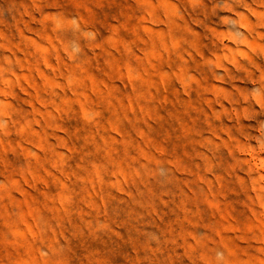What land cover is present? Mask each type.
<instances>
[{
    "label": "clouds",
    "instance_id": "obj_1",
    "mask_svg": "<svg viewBox=\"0 0 264 264\" xmlns=\"http://www.w3.org/2000/svg\"><path fill=\"white\" fill-rule=\"evenodd\" d=\"M0 264H264V0H0Z\"/></svg>",
    "mask_w": 264,
    "mask_h": 264
}]
</instances>
